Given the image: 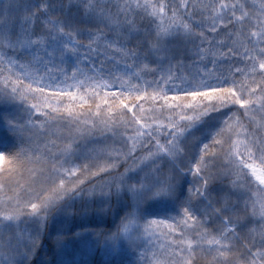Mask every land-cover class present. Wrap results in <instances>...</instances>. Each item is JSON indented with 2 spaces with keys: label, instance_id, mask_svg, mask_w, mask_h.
<instances>
[{
  "label": "snow or ice",
  "instance_id": "snow-or-ice-1",
  "mask_svg": "<svg viewBox=\"0 0 264 264\" xmlns=\"http://www.w3.org/2000/svg\"><path fill=\"white\" fill-rule=\"evenodd\" d=\"M90 250L264 264V0H0V264Z\"/></svg>",
  "mask_w": 264,
  "mask_h": 264
},
{
  "label": "trees",
  "instance_id": "trees-1",
  "mask_svg": "<svg viewBox=\"0 0 264 264\" xmlns=\"http://www.w3.org/2000/svg\"><path fill=\"white\" fill-rule=\"evenodd\" d=\"M113 220L114 218H102L99 215L93 216L89 214L84 218L79 216L76 217L67 225V227L74 230L75 232H85L86 234V229L111 227ZM79 247L83 248L84 245L80 244ZM81 259L85 260L86 264H105L107 257L100 250H90L88 254L83 257L80 255L75 256L77 264H79Z\"/></svg>",
  "mask_w": 264,
  "mask_h": 264
}]
</instances>
